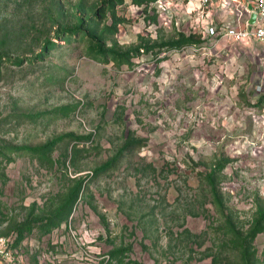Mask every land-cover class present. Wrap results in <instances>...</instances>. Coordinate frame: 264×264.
Listing matches in <instances>:
<instances>
[{"label":"rangeland","instance_id":"374dc122","mask_svg":"<svg viewBox=\"0 0 264 264\" xmlns=\"http://www.w3.org/2000/svg\"><path fill=\"white\" fill-rule=\"evenodd\" d=\"M103 1L0 0V234L21 264H264L261 44L196 0ZM81 19L139 51L57 34Z\"/></svg>","mask_w":264,"mask_h":264},{"label":"built area","instance_id":"2783aa9c","mask_svg":"<svg viewBox=\"0 0 264 264\" xmlns=\"http://www.w3.org/2000/svg\"><path fill=\"white\" fill-rule=\"evenodd\" d=\"M198 7H210L227 17L222 26L208 24L204 36L229 38L237 41H256L264 49V0H196ZM252 9L256 19L249 21ZM256 92L264 91V72L254 84ZM0 264H21L10 239L0 234Z\"/></svg>","mask_w":264,"mask_h":264},{"label":"trees","instance_id":"16d2710c","mask_svg":"<svg viewBox=\"0 0 264 264\" xmlns=\"http://www.w3.org/2000/svg\"><path fill=\"white\" fill-rule=\"evenodd\" d=\"M118 1L119 0H104L102 6L106 3L108 5V8L112 9L113 8V2H118ZM132 1L137 3V4H148L149 2H151L153 0H132ZM95 15H96V13H95ZM95 15H93V16H95ZM80 23L83 25L84 21L81 19L78 22V24H79L78 26L76 25L74 27L64 28L61 31H58L57 34H61L62 37L66 38L68 40L77 39V38L80 39V38L86 37L88 39V43H89V49L87 52L91 56H97V57L103 58L104 55H109V56H111L112 59L116 60L118 63H125V62L129 61L130 56L137 54V52L140 49L139 47H136L135 49L125 50V51H118L112 47H108V49H105L102 46V43H100V41L98 40V38H96L92 35H89V33H87V31H85L84 29L82 30ZM77 32L80 33L78 36L76 35ZM52 42H53V40L49 39V38L42 39V49L39 51L37 56H41L42 53L46 51L48 44H51ZM191 42H194V39H193L192 35L190 34L188 36L180 37L176 40L169 41L168 44L170 47H180L184 44L191 43ZM10 58H12V57L9 54L0 53V61L10 60ZM18 58H20V57H13V60H17ZM262 98H263V96H260V99H262ZM25 148H26V150H28L32 154H37L40 151L44 152L43 146L25 147ZM232 230H233V233L235 235V238H234L235 239V246L242 251V253L245 257V260L246 259L250 260V258H249L250 252L248 251L247 246H248L249 238H252L256 234L257 231L254 228H252L245 235H241L239 233V231L237 229H235L234 227L232 228ZM18 240H19L18 238L14 239V240L10 239L11 245L15 247V243Z\"/></svg>","mask_w":264,"mask_h":264},{"label":"water","instance_id":"95a60500","mask_svg":"<svg viewBox=\"0 0 264 264\" xmlns=\"http://www.w3.org/2000/svg\"><path fill=\"white\" fill-rule=\"evenodd\" d=\"M256 16H257V12H256V10H255V9H252V11H251V16H250V18H249V21H250V22H253V21L256 19Z\"/></svg>","mask_w":264,"mask_h":264}]
</instances>
